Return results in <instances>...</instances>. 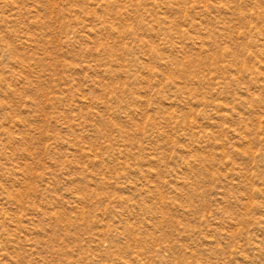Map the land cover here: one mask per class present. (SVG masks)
Returning <instances> with one entry per match:
<instances>
[{
	"label": "rangeland",
	"instance_id": "1",
	"mask_svg": "<svg viewBox=\"0 0 264 264\" xmlns=\"http://www.w3.org/2000/svg\"><path fill=\"white\" fill-rule=\"evenodd\" d=\"M0 264H264V0H0Z\"/></svg>",
	"mask_w": 264,
	"mask_h": 264
}]
</instances>
